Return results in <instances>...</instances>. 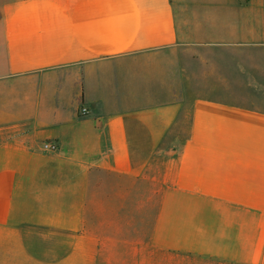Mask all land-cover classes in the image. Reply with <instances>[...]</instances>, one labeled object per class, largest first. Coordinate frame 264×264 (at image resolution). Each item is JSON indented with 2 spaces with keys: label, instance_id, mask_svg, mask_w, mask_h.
<instances>
[{
  "label": "crops",
  "instance_id": "1",
  "mask_svg": "<svg viewBox=\"0 0 264 264\" xmlns=\"http://www.w3.org/2000/svg\"><path fill=\"white\" fill-rule=\"evenodd\" d=\"M151 252L264 264V0H0V264Z\"/></svg>",
  "mask_w": 264,
  "mask_h": 264
},
{
  "label": "rangeland",
  "instance_id": "2",
  "mask_svg": "<svg viewBox=\"0 0 264 264\" xmlns=\"http://www.w3.org/2000/svg\"><path fill=\"white\" fill-rule=\"evenodd\" d=\"M150 259L152 261L151 264H219L216 262L202 260L200 258H192L188 256H175V255H167V259L164 262L163 256H156L151 252Z\"/></svg>",
  "mask_w": 264,
  "mask_h": 264
},
{
  "label": "built area",
  "instance_id": "3",
  "mask_svg": "<svg viewBox=\"0 0 264 264\" xmlns=\"http://www.w3.org/2000/svg\"><path fill=\"white\" fill-rule=\"evenodd\" d=\"M43 150H45V151H55L56 150V146L47 142V143L43 144Z\"/></svg>",
  "mask_w": 264,
  "mask_h": 264
}]
</instances>
